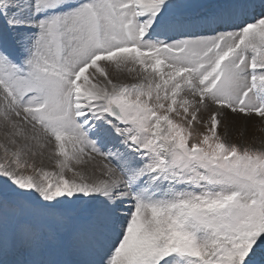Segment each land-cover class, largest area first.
Masks as SVG:
<instances>
[{
    "label": "snow or ice",
    "instance_id": "1",
    "mask_svg": "<svg viewBox=\"0 0 264 264\" xmlns=\"http://www.w3.org/2000/svg\"><path fill=\"white\" fill-rule=\"evenodd\" d=\"M0 264H264V0H0Z\"/></svg>",
    "mask_w": 264,
    "mask_h": 264
},
{
    "label": "rangeland",
    "instance_id": "2",
    "mask_svg": "<svg viewBox=\"0 0 264 264\" xmlns=\"http://www.w3.org/2000/svg\"><path fill=\"white\" fill-rule=\"evenodd\" d=\"M259 135V134H258Z\"/></svg>",
    "mask_w": 264,
    "mask_h": 264
}]
</instances>
